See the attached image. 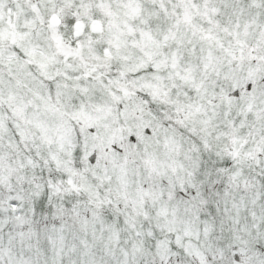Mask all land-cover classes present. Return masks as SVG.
<instances>
[{"label": "snow or ice", "instance_id": "1", "mask_svg": "<svg viewBox=\"0 0 264 264\" xmlns=\"http://www.w3.org/2000/svg\"><path fill=\"white\" fill-rule=\"evenodd\" d=\"M0 264H264V0H0Z\"/></svg>", "mask_w": 264, "mask_h": 264}]
</instances>
